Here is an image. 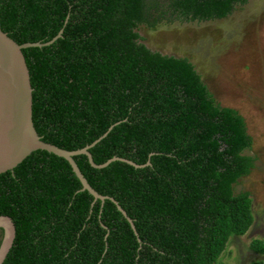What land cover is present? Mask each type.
Returning a JSON list of instances; mask_svg holds the SVG:
<instances>
[{
  "label": "trees",
  "instance_id": "16d2710c",
  "mask_svg": "<svg viewBox=\"0 0 264 264\" xmlns=\"http://www.w3.org/2000/svg\"><path fill=\"white\" fill-rule=\"evenodd\" d=\"M248 1L0 0L1 29L43 44L23 49L42 139L91 145L97 164L139 165L74 156L105 200L47 150L0 173V215L16 226L3 264H217L246 234L252 198L234 190L253 165L244 116L216 101L189 57L151 49L140 28L223 19ZM250 248L262 256L250 264H264V239Z\"/></svg>",
  "mask_w": 264,
  "mask_h": 264
},
{
  "label": "rangeland",
  "instance_id": "374dc122",
  "mask_svg": "<svg viewBox=\"0 0 264 264\" xmlns=\"http://www.w3.org/2000/svg\"><path fill=\"white\" fill-rule=\"evenodd\" d=\"M140 33L153 50L189 57L216 101L244 116L253 165L234 190L250 193L255 220L246 234L230 238L217 264L260 259L250 243L264 239V0L238 5L223 19L141 26Z\"/></svg>",
  "mask_w": 264,
  "mask_h": 264
},
{
  "label": "water",
  "instance_id": "95a60500",
  "mask_svg": "<svg viewBox=\"0 0 264 264\" xmlns=\"http://www.w3.org/2000/svg\"><path fill=\"white\" fill-rule=\"evenodd\" d=\"M42 45L40 42L19 44L0 27V173L13 170L37 149L47 150L66 158L82 182L83 189H87L95 199L105 200L109 196L100 194L91 186L74 156L86 154L94 167H105L114 160H123L135 166L139 165L117 156L102 164H97L89 151L91 145L78 150H67L42 139L33 121V87L23 53V49L26 47ZM113 201L118 204V208L135 228L126 211L115 199ZM0 227L4 229L3 240L0 244V264H3L13 245L16 226L10 216L0 215Z\"/></svg>",
  "mask_w": 264,
  "mask_h": 264
}]
</instances>
